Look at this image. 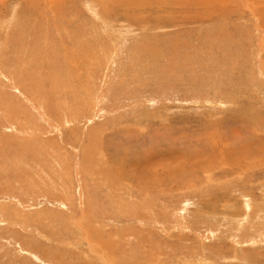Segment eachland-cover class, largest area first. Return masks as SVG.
Here are the masks:
<instances>
[{
  "label": "rangeland",
  "instance_id": "1",
  "mask_svg": "<svg viewBox=\"0 0 264 264\" xmlns=\"http://www.w3.org/2000/svg\"><path fill=\"white\" fill-rule=\"evenodd\" d=\"M0 264H264V0H0Z\"/></svg>",
  "mask_w": 264,
  "mask_h": 264
}]
</instances>
